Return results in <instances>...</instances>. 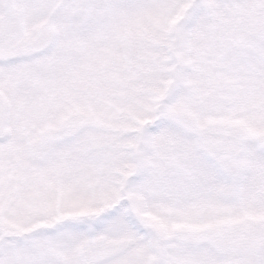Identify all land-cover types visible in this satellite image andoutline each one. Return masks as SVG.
I'll use <instances>...</instances> for the list:
<instances>
[{"label":"snow or ice","instance_id":"6c2138e0","mask_svg":"<svg viewBox=\"0 0 264 264\" xmlns=\"http://www.w3.org/2000/svg\"><path fill=\"white\" fill-rule=\"evenodd\" d=\"M0 264H264V0H0Z\"/></svg>","mask_w":264,"mask_h":264}]
</instances>
